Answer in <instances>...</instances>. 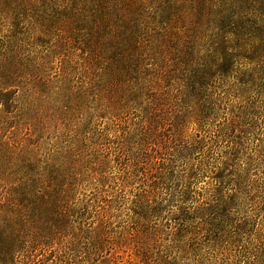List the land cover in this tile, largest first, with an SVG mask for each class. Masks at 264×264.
I'll return each mask as SVG.
<instances>
[{
	"label": "rangeland",
	"instance_id": "rangeland-1",
	"mask_svg": "<svg viewBox=\"0 0 264 264\" xmlns=\"http://www.w3.org/2000/svg\"><path fill=\"white\" fill-rule=\"evenodd\" d=\"M237 117L264 121V0H0V264H248L199 214L172 233L181 175L232 141V217L264 219V139H231Z\"/></svg>",
	"mask_w": 264,
	"mask_h": 264
},
{
	"label": "trees",
	"instance_id": "trees-1",
	"mask_svg": "<svg viewBox=\"0 0 264 264\" xmlns=\"http://www.w3.org/2000/svg\"><path fill=\"white\" fill-rule=\"evenodd\" d=\"M219 54L221 56L220 63L224 64L227 57L226 50L222 51L220 49ZM182 115V122L192 118L189 110L183 111ZM194 118L195 120L193 123L197 125L199 115H196V112L194 113ZM239 121L241 124L238 127L242 126V130L237 129L238 127L233 123ZM257 121V119L254 120L251 118L249 121L243 122L240 117L233 120L231 118L228 124H224V126H226H222L221 129H226V131L229 130V133L231 132V139H245V136L248 135L251 136V139H264V121L262 123H258ZM185 125L180 123V125L175 126V129L179 137L189 138L192 141V143L184 141L179 144L177 150L186 152L194 149L197 144L199 145L201 142L200 139H203L205 135L200 133V130L192 134L188 133ZM232 142V147L226 148L219 157H210L207 158L206 161L200 162L201 160L198 156L196 158L198 159V164L184 171L181 175L180 178L183 180V183L177 188L176 194V200L180 203H177L174 206L175 209L171 211L173 212L172 227L174 226L172 233L176 232V229L178 232H181L186 224L184 222H187L191 215L199 214L201 220H199L200 226H205L208 233H213V239L216 240V243L230 246L238 252L240 250L242 252L247 251L250 246L252 248L251 250L255 253L249 256L246 263L264 264V230L262 229L264 219L258 222L259 227H254V222L250 221L247 216L242 219L237 218L236 220L232 217L233 208H236V206L238 207L240 204L239 196L243 192L242 190H244L242 182L251 162L250 154L245 155L240 153L241 151H238L241 143ZM201 146L202 144H200L198 148H202ZM253 150L257 157L261 158L264 153L263 141L259 143L254 142ZM239 160L243 162L240 163ZM199 178H201L200 182H202V184L196 189V182L194 181ZM171 199L174 200L175 198L172 196ZM184 200L190 201L189 203H191V205L187 207L183 206L182 202ZM1 209L2 206L0 205V213L3 214L6 210H9L5 206L3 207V211ZM4 216L5 214L3 216L1 215V217ZM9 224H11V222L4 221L3 223V225L7 226H9ZM12 224L13 225L9 228L11 232L15 230L18 231L17 225L14 223ZM13 226L14 228L12 230ZM5 236H9L8 233ZM9 245H11V243ZM163 264H172V262L164 261Z\"/></svg>",
	"mask_w": 264,
	"mask_h": 264
}]
</instances>
